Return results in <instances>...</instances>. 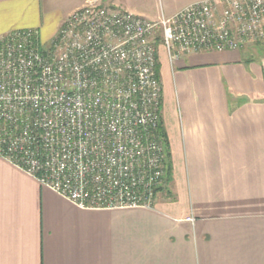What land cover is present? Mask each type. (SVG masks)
Returning <instances> with one entry per match:
<instances>
[{
	"label": "crops",
	"instance_id": "1",
	"mask_svg": "<svg viewBox=\"0 0 264 264\" xmlns=\"http://www.w3.org/2000/svg\"><path fill=\"white\" fill-rule=\"evenodd\" d=\"M91 1L157 21L202 0H0V38L52 41ZM157 50L171 177L153 208L80 209L0 158V264H264V44Z\"/></svg>",
	"mask_w": 264,
	"mask_h": 264
},
{
	"label": "built area",
	"instance_id": "2",
	"mask_svg": "<svg viewBox=\"0 0 264 264\" xmlns=\"http://www.w3.org/2000/svg\"><path fill=\"white\" fill-rule=\"evenodd\" d=\"M172 61L264 44V0L157 21L88 2L44 46L0 38V158L80 209H151L167 177L157 42Z\"/></svg>",
	"mask_w": 264,
	"mask_h": 264
},
{
	"label": "trees",
	"instance_id": "3",
	"mask_svg": "<svg viewBox=\"0 0 264 264\" xmlns=\"http://www.w3.org/2000/svg\"><path fill=\"white\" fill-rule=\"evenodd\" d=\"M159 133L160 135L165 139V142H166V137L164 135V133L162 132V128H161V125H160V128H159ZM166 150H167V177H166V181H169L170 180V173H171V168H170V165H169V156H168V147H167V143H166Z\"/></svg>",
	"mask_w": 264,
	"mask_h": 264
},
{
	"label": "rangeland",
	"instance_id": "4",
	"mask_svg": "<svg viewBox=\"0 0 264 264\" xmlns=\"http://www.w3.org/2000/svg\"><path fill=\"white\" fill-rule=\"evenodd\" d=\"M60 1V0H59ZM65 6H71L75 4L76 0H62ZM44 46L49 45L51 40L42 42Z\"/></svg>",
	"mask_w": 264,
	"mask_h": 264
}]
</instances>
